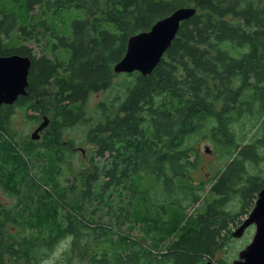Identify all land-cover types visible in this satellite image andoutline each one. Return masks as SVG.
<instances>
[{
	"label": "trees",
	"instance_id": "trees-1",
	"mask_svg": "<svg viewBox=\"0 0 264 264\" xmlns=\"http://www.w3.org/2000/svg\"><path fill=\"white\" fill-rule=\"evenodd\" d=\"M183 7L197 12L150 75L114 72L131 36ZM74 10L85 17L65 28ZM15 54L32 65L27 95L0 108V188L16 198L0 202V264H39L68 236L97 246L87 264L214 256L264 186V0H0V56ZM18 109L49 119L42 141L14 129ZM79 124L96 150L67 176ZM205 139L228 164L197 182Z\"/></svg>",
	"mask_w": 264,
	"mask_h": 264
},
{
	"label": "rangeland",
	"instance_id": "rangeland-1",
	"mask_svg": "<svg viewBox=\"0 0 264 264\" xmlns=\"http://www.w3.org/2000/svg\"><path fill=\"white\" fill-rule=\"evenodd\" d=\"M85 14L81 10H74L68 12L65 15L64 20H62L65 28L70 25L76 19H83ZM29 46L33 48L34 54L36 57L42 55V49L34 43H29ZM62 58L66 59V55L62 54ZM121 78L115 79V83L121 81ZM115 89H110L108 91H102L93 94L87 104H86V111H87V118H92L95 115L96 106L102 100L106 98L108 95H114ZM28 115L36 116L33 111H29ZM13 127L14 129L21 135V136H32V134L36 131V129L40 126L43 122L42 120L36 121L33 119H27L25 117V113L22 110L18 109L16 114L14 115L13 119ZM91 124L85 125H77L71 129H68L64 134V140H73L76 144L75 150H73V158H70V165L71 167L68 168L69 174L67 176H72L76 173L83 163L90 164L89 159L95 152V146L92 145L88 138L87 134L90 130ZM46 131L45 129L40 133V137L38 140L42 141ZM199 151V163L198 168L195 172H193V178L197 182H209L210 179L219 171L226 167L228 164L227 159L220 156L219 153L215 152L213 145L210 143L208 139L200 140L195 144ZM71 153L68 156H73ZM264 157V152H263ZM261 167H260V174L264 177V159H261ZM252 171V170H251ZM255 170H253V173ZM150 185L148 180L143 181V186ZM211 186L210 183L206 185V188L209 189ZM256 199L252 201L250 208L248 209V214L241 216L239 218V223L233 224L230 229L233 233L247 218L249 213L255 206ZM0 202L3 203L5 206L10 207L13 206L16 202V198L13 196L8 195L5 191L0 188ZM204 200L200 203L202 205ZM234 211L239 210V205L236 201H232L228 205ZM196 209L198 206L195 207ZM14 230V229H13ZM256 232L255 226H250L244 233V235L240 238H236L233 235L229 239L225 240V244L212 256L210 259L213 264H219V261H222V264H233V261L238 258L239 252L243 250L249 243H251L254 235ZM133 234L140 235L141 232H134ZM73 237L68 236L62 239L51 251H47V254L43 257L39 264H87L88 259L93 256V251H97L98 248L96 245L93 244L91 251L87 252L85 255L83 251H85V241H87V237H83L82 241L79 243L77 242L76 245L73 244ZM90 239V238H89ZM206 259V261H208ZM204 263V262H203Z\"/></svg>",
	"mask_w": 264,
	"mask_h": 264
},
{
	"label": "water",
	"instance_id": "water-1",
	"mask_svg": "<svg viewBox=\"0 0 264 264\" xmlns=\"http://www.w3.org/2000/svg\"><path fill=\"white\" fill-rule=\"evenodd\" d=\"M194 7L179 8L167 17L158 20L150 30L137 33L129 38L124 57L114 66L117 74L139 72L150 75L171 46L181 24L196 14ZM32 65L29 56H0V108L13 105L20 96L27 95L28 77ZM49 119L43 122L32 134L38 140L40 133L48 126ZM255 226L256 232L251 241L239 252L233 264H264V186L258 194L255 206L243 223L232 233L236 238ZM202 264H213L208 260Z\"/></svg>",
	"mask_w": 264,
	"mask_h": 264
}]
</instances>
